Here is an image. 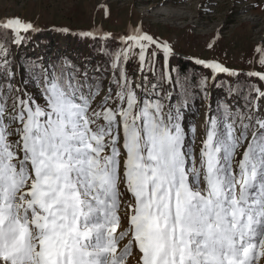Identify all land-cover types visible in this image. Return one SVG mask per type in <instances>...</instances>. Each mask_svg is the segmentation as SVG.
Masks as SVG:
<instances>
[{
    "label": "snow or ice",
    "instance_id": "snow-or-ice-1",
    "mask_svg": "<svg viewBox=\"0 0 264 264\" xmlns=\"http://www.w3.org/2000/svg\"><path fill=\"white\" fill-rule=\"evenodd\" d=\"M37 31L0 17V36L18 46ZM80 35L104 41L107 65L81 78L66 59L33 64L37 94L23 79L15 85L0 43V264H128L133 253L135 264H260L264 70L246 74L258 84H229L215 111L209 105L197 148V92L207 99L210 79L219 87V74L239 72L197 58L211 72L193 89L194 77L170 63L173 45L142 21L118 36ZM257 51L264 69V41Z\"/></svg>",
    "mask_w": 264,
    "mask_h": 264
},
{
    "label": "rangeland",
    "instance_id": "rangeland-1",
    "mask_svg": "<svg viewBox=\"0 0 264 264\" xmlns=\"http://www.w3.org/2000/svg\"><path fill=\"white\" fill-rule=\"evenodd\" d=\"M3 16H20L37 25L39 31L80 34L102 30L114 36L126 33L129 26H138L142 21L145 31L173 45L175 55L194 61L197 58L218 61L239 73L264 70L259 63L262 53L257 51L264 41V0H0V17ZM28 39L34 43L31 56L40 59L47 56L49 60L53 58L51 54L56 56L52 46H48L46 40H39L36 33L30 34ZM57 45L61 60L65 56L77 57L74 52L77 47L67 40ZM8 48L15 60L20 58L22 46L11 43L10 39ZM18 65H15L16 74L20 70ZM134 65L128 68L130 74L136 69ZM10 70L13 71V67ZM109 79L110 75L104 83L105 88ZM210 82L208 98L197 101V148L205 138L209 105L213 106L217 98L219 102L226 98L216 94ZM15 85L21 86V82L16 81ZM33 87L30 92L37 89ZM229 103L240 105L233 97ZM241 151L243 149L239 150L242 158ZM124 226L122 223L118 232ZM126 242V239L121 241V247ZM128 264H135V253L128 257ZM260 264H264V258Z\"/></svg>",
    "mask_w": 264,
    "mask_h": 264
},
{
    "label": "trees",
    "instance_id": "trees-1",
    "mask_svg": "<svg viewBox=\"0 0 264 264\" xmlns=\"http://www.w3.org/2000/svg\"><path fill=\"white\" fill-rule=\"evenodd\" d=\"M36 37L44 41L46 40L48 46H52L54 52L56 51V56L54 54H51L53 58L49 60V57H45L43 59H40L38 56H31L32 52L34 51V43L32 40H27L23 44L24 47L22 46V52H20V58H17L16 60L13 58V53L12 50H10V55L9 58L11 59L9 62V69L8 72H11V68L13 67L14 72H15V65L18 63L20 66V70L18 71V74L15 73V82H21L22 79L27 82L28 84V90L34 88L33 84L28 81V77L31 75L27 69L33 64H38L41 67H44V63H46L48 66L54 62L57 61H63V60H68L71 62V64L75 65L80 69L81 72V78L83 71L85 67L88 68L89 76L92 75L94 69L97 67V65L100 66H106L108 63V58L101 54V48L104 47V41L100 39L99 37L97 39H91V38H86L81 36L80 34H74V33H65L62 31H47L45 32L44 30H40L35 32ZM30 34L33 33H28V37ZM0 41H6L8 44V41L12 39V34L9 33L7 37L0 36ZM67 40L68 44H72L74 47H77L76 50L74 49V52L77 53V57L74 59L68 58L65 56L63 60H61L58 56L59 55V45H57L61 40ZM108 46L112 49L120 47L119 41L118 40H110L108 42ZM45 50V49H44ZM50 56V54H48ZM86 61V63H84ZM161 64H164V60L161 54V59H160ZM170 63L172 67L179 68L181 70L182 74L188 75L190 78L194 77V80H190L191 87L193 89H198L199 87V81L203 75L208 76L210 74V70L204 68L201 65H196L194 60L183 57L182 55H174L173 57L170 58ZM134 63H130L128 65V68L133 67ZM24 71H22V67ZM137 67L136 65H134ZM2 68V66H0ZM175 74V73H174ZM247 73L243 72L240 73L239 76H229L227 74L225 75H220L216 77V84L221 85V86H214L212 84L213 90L215 91L216 94L220 93L221 95L226 96L227 93V86L231 84L233 87L237 85L238 83L243 85L244 83H259V81L255 80L254 78H249ZM211 80V79H210ZM209 80V83L211 84ZM107 81V79L104 80V83ZM7 83V73L4 71L0 70V84L6 85ZM31 91V90H30ZM33 94H37V89H34ZM233 98L235 100H238L240 102V105H243L244 101L240 99L237 95H233ZM204 99L199 92H197V101ZM205 100V99H204ZM196 101V103H197ZM220 103L218 98L216 101H214V105L211 106V109L215 111L217 104ZM243 151H241L242 153ZM241 159L239 155V151L237 153L236 161H239Z\"/></svg>",
    "mask_w": 264,
    "mask_h": 264
},
{
    "label": "water",
    "instance_id": "water-1",
    "mask_svg": "<svg viewBox=\"0 0 264 264\" xmlns=\"http://www.w3.org/2000/svg\"><path fill=\"white\" fill-rule=\"evenodd\" d=\"M189 59H192V58H189Z\"/></svg>",
    "mask_w": 264,
    "mask_h": 264
}]
</instances>
